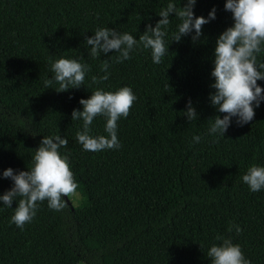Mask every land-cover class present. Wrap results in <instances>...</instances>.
<instances>
[{
  "label": "trees",
  "instance_id": "trees-1",
  "mask_svg": "<svg viewBox=\"0 0 264 264\" xmlns=\"http://www.w3.org/2000/svg\"><path fill=\"white\" fill-rule=\"evenodd\" d=\"M169 2L181 0H0V195L13 186L3 171L28 170L44 136L55 135L68 139L60 152L69 155L81 193L61 211L44 201L22 230L10 223L18 202L0 204V264H210L206 253L222 243L218 235L238 244L251 264H264V190L252 192L242 180L250 166H264V101L250 123L237 126L234 117L225 137L208 131L218 114L209 100L216 40L234 23L226 0H197L196 16L215 8L216 18L195 43L194 33L172 42L180 23L172 14L160 64L142 47L123 63L114 52L88 53L85 37L97 28L139 39ZM61 57L89 66L84 86L60 93L44 87ZM107 58L109 79L93 83L105 75ZM257 59L264 62V52ZM124 86L137 100L118 122L122 147L83 150L76 140L82 121L71 118L83 109L80 99ZM189 99L199 114L191 122L182 112ZM105 123L97 117L90 134L107 135ZM230 224L242 232H229Z\"/></svg>",
  "mask_w": 264,
  "mask_h": 264
},
{
  "label": "clouds",
  "instance_id": "clouds-1",
  "mask_svg": "<svg viewBox=\"0 0 264 264\" xmlns=\"http://www.w3.org/2000/svg\"><path fill=\"white\" fill-rule=\"evenodd\" d=\"M169 2L160 10L161 17L155 27L147 24L145 31L137 39L127 32L121 33L109 27L97 28L94 35L85 37L88 53L92 58L101 54L114 52V62L123 63L130 60L131 52L142 47L151 51L153 63L160 64L162 58L169 51L165 41L167 28L171 23L172 14L180 20L178 30L173 34L172 42L179 43L182 37L192 34L195 43L203 36V26L216 18L213 8L208 17L196 16L194 7L197 0H184L183 6ZM225 10L232 14L234 21L217 38L214 49V67L211 76L214 82L210 85L214 91L209 95L211 105L217 110L214 122L211 123L209 134L225 137L228 128L236 118L237 126H244L253 121L255 109L264 101V87L258 81L264 80V62H258V55L264 52V0H226ZM171 42V43H172ZM112 58V55L109 57ZM109 58L101 64L103 76H92L95 84L109 79ZM51 73L54 75L45 79L44 87L52 88L56 92H66L72 88L85 85L88 65L77 59L61 57L51 63ZM56 84L58 87H53ZM137 100L136 94L128 86L116 91H105L97 88L89 98H81L79 103L83 109H74L72 121H82V129L77 131L76 140L83 150L99 152L114 150L122 147L118 138V122L127 118ZM191 122L198 117L191 99L185 110H182ZM222 113L223 116L219 115ZM105 118V132L107 135H91L93 121L97 117ZM35 136V135H34ZM201 136L193 137V143H199ZM213 142H218L214 140ZM68 139L61 135L44 136L38 148L35 149L32 166L28 170L16 171L9 167L2 173L3 179H10L13 186L0 195V204L13 208V201H17L10 223L21 230L33 221L39 205L47 201L52 211H61L65 207L66 199H79L81 193L79 185L71 170L69 155L61 154L60 149L67 148ZM243 182L250 191L264 190V166L252 165L242 176ZM237 234L242 232L239 225L230 224ZM220 244H213L206 255L210 264H251L238 244L230 238L220 235ZM202 247V245H201Z\"/></svg>",
  "mask_w": 264,
  "mask_h": 264
},
{
  "label": "rangeland",
  "instance_id": "rangeland-1",
  "mask_svg": "<svg viewBox=\"0 0 264 264\" xmlns=\"http://www.w3.org/2000/svg\"><path fill=\"white\" fill-rule=\"evenodd\" d=\"M69 203L73 206L74 204L77 205L79 199H68Z\"/></svg>",
  "mask_w": 264,
  "mask_h": 264
}]
</instances>
